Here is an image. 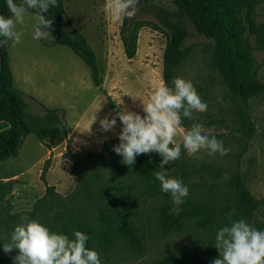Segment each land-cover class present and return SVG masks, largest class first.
<instances>
[{"label": "rangeland", "instance_id": "obj_1", "mask_svg": "<svg viewBox=\"0 0 264 264\" xmlns=\"http://www.w3.org/2000/svg\"><path fill=\"white\" fill-rule=\"evenodd\" d=\"M105 3L106 0L65 1L71 25L84 35L96 53L100 87L95 86L89 66L70 48L48 46L33 39L36 13H27L24 25H17V31L23 32L22 42L13 46L9 41L5 45L14 87L27 104L29 119H42L49 110H57L67 135L43 142L33 134L28 135L23 139L18 157L0 162V226L9 216L22 217L32 212L45 195L47 185L63 196L70 195L78 182L74 159L92 166L95 160L110 153L116 155L113 146L119 144L121 125L117 121L114 131L104 132L99 123L105 116L109 119L114 116L109 98L120 109L144 115L142 102L148 101L157 86L167 85L164 53L168 34L174 30L169 23H179V29L187 33L185 46L190 49V55L176 69L174 79L191 81L202 102L208 105L207 111L196 114L195 119H183L182 127L188 130L192 124L199 123L211 129L229 152L225 156L201 152L197 159L188 157L182 148L180 158L164 165L161 172L167 178L178 176L188 187V196L222 199L225 192L220 178L239 170L247 187L261 202L249 224L264 230V94L249 103L248 113L255 131L247 137L242 128L244 111L239 99L229 90L215 65L214 43L196 31L192 20L173 0H139L133 18L145 26L138 31L133 58L127 57L122 41L125 18L114 20L103 10ZM255 20L264 24V4L258 7ZM65 28L70 30L68 22ZM250 45L256 76L264 84V47L254 37H250ZM95 114L96 120L92 123ZM175 142L182 145L181 134ZM101 153L104 155L100 157ZM120 170L127 174L129 166L121 163ZM171 202L170 196L162 191L145 192L132 216L144 234V252L137 254L120 246L101 256V264H156L180 252L193 256L187 264L207 262L205 256L218 258L215 237L209 231L187 225L175 234H163L157 221L158 209ZM2 263L3 254H0Z\"/></svg>", "mask_w": 264, "mask_h": 264}, {"label": "trees", "instance_id": "obj_2", "mask_svg": "<svg viewBox=\"0 0 264 264\" xmlns=\"http://www.w3.org/2000/svg\"><path fill=\"white\" fill-rule=\"evenodd\" d=\"M65 1L58 0L59 6L50 7L45 14L53 22V38L41 41L48 46L70 48L89 66L95 86L100 87L102 80L96 53L84 35L71 25ZM15 2L20 3L21 0ZM173 3L187 14L199 34L214 43L215 65L229 90L239 99L240 108L244 111L241 114L242 128L247 137L251 136L255 129L248 107L252 99L264 94V84L255 73L250 37L264 47V24H258L255 20L257 9L264 4V0H173ZM28 13L36 11L29 9ZM0 15L5 18L10 16L6 0H0ZM66 22L70 25L69 31L65 28ZM169 25L174 30L168 34L164 53V80L172 88L175 71L190 55V49L185 46L187 33L179 29V23ZM143 26L140 20L124 19L121 36L128 58L136 54L138 31ZM8 58L5 45L0 46V162L18 157L23 139L28 135H35L40 142L67 135L63 118L57 110H49L42 119H29L27 104L14 87ZM109 103L115 115L120 108L111 98ZM116 119L121 125L119 118ZM103 155L101 153L100 157ZM111 157L112 160H108ZM119 158L122 157L110 153L95 160L92 166L74 159L78 176L76 189L70 195L63 196L53 186L47 185L45 195L38 200L34 210L23 217L70 238L73 231L85 233L89 237L86 247L95 250L99 257L110 254L120 246L137 254L143 253L144 234L132 216L145 192L161 193L160 182L154 175L157 171L161 172V161L155 152L138 155L135 164L124 174L120 170ZM223 177L220 178L225 192L222 199L187 196L179 215H169L173 202L161 205L157 221L163 234H175L185 226L192 225L211 232L215 237L217 231L227 226L230 220L244 219L249 223L259 211L261 202L247 187L239 170L228 176L227 180H223ZM172 178L180 180L178 176ZM233 210L234 214L229 217L228 213ZM20 217L9 216L0 226L2 264H13V257L18 254L17 250L5 253L3 244L10 241L14 227L21 222ZM192 259L188 252H180L156 264H187ZM205 259L207 262L197 264H211L215 258L205 256Z\"/></svg>", "mask_w": 264, "mask_h": 264}, {"label": "clouds", "instance_id": "obj_3", "mask_svg": "<svg viewBox=\"0 0 264 264\" xmlns=\"http://www.w3.org/2000/svg\"><path fill=\"white\" fill-rule=\"evenodd\" d=\"M139 0H106L104 11L109 12L116 21L135 16ZM10 16L0 15V46L9 41L13 46L22 42V31L17 25H24L29 9L36 11L37 23L34 25V40L53 38V22L46 18L50 7H58V0H6ZM173 88L165 84L157 86L146 103L142 102L144 115L127 109L117 110L109 119L99 120L101 130L114 131L117 117L122 125L118 133L119 144L113 151L122 157L121 163L131 167L136 157L141 154L158 153L162 157L159 165L171 164L181 156L182 148L188 157L199 159L201 152L213 156L228 154L223 141L218 140L211 129L199 123L192 124L185 130L183 119L193 120L196 114L207 111L208 105L202 102L191 81L177 77ZM135 100V99H134ZM96 120V114L93 122ZM178 134L182 135V145L175 142ZM155 179L160 182L163 193L170 196L173 207L169 215H179L181 205L189 195V189L182 181L167 178L164 172H155ZM227 174L222 178L227 180ZM234 214L229 212L228 216ZM20 223L14 227L10 241L3 244V251L11 253L17 250L13 264H101L99 254L86 247L88 235L73 231L72 237L63 233L52 232L35 220L20 217ZM215 248L219 257L211 264H264V230H258L244 219L230 220L221 227L215 236Z\"/></svg>", "mask_w": 264, "mask_h": 264}]
</instances>
